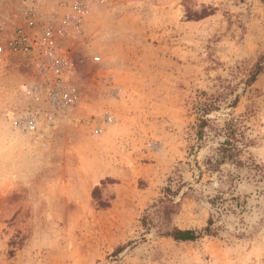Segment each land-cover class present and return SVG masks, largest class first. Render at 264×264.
<instances>
[{
	"label": "rangeland",
	"instance_id": "obj_1",
	"mask_svg": "<svg viewBox=\"0 0 264 264\" xmlns=\"http://www.w3.org/2000/svg\"><path fill=\"white\" fill-rule=\"evenodd\" d=\"M25 1L0 0L3 29ZM34 1L65 31L55 56L78 101L29 133L42 59L0 64V264H264V68L244 83L264 54V0ZM230 118L241 162L211 165ZM210 216V235L165 234Z\"/></svg>",
	"mask_w": 264,
	"mask_h": 264
},
{
	"label": "built area",
	"instance_id": "obj_2",
	"mask_svg": "<svg viewBox=\"0 0 264 264\" xmlns=\"http://www.w3.org/2000/svg\"><path fill=\"white\" fill-rule=\"evenodd\" d=\"M22 18L21 25L5 29L0 26V30L6 33L5 36H0V64L13 55L42 59L41 70L46 79L35 88V93L42 96V106L30 108L22 125L27 132L32 133L41 123L46 126L57 124L65 112L74 108L78 98L68 81L75 73L71 60L67 56H55L58 47L63 44L65 31L58 27L52 28L40 15L38 3L34 0L24 2ZM55 41V46L49 47V42ZM49 72L52 74L48 75Z\"/></svg>",
	"mask_w": 264,
	"mask_h": 264
},
{
	"label": "trees",
	"instance_id": "obj_3",
	"mask_svg": "<svg viewBox=\"0 0 264 264\" xmlns=\"http://www.w3.org/2000/svg\"><path fill=\"white\" fill-rule=\"evenodd\" d=\"M206 15V14H205ZM202 15V16H205ZM202 16L198 17L201 18ZM264 68V54L261 55L258 60L253 64L252 68L247 75V78L244 80L246 86L251 85L256 77L262 72ZM237 102L235 98L231 104L234 106ZM212 103L203 102L199 107V118L197 123V136L201 139L205 134L206 126L210 125V119L205 117L207 113L212 110ZM217 135H221L223 140L218 141V145L215 147L214 151V162L209 160L208 162L211 165L220 163L223 161H231L234 163H240L239 159L240 149L237 145V138L235 135L234 128V118L226 119L223 122L221 127H216L215 129ZM162 208H166V200L162 199L158 204L155 205V211L159 212ZM213 217L210 216L207 220V225L197 229H179L174 227L171 231H167L165 234L169 235L176 241H193L203 235H210L213 233Z\"/></svg>",
	"mask_w": 264,
	"mask_h": 264
}]
</instances>
